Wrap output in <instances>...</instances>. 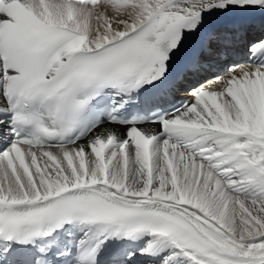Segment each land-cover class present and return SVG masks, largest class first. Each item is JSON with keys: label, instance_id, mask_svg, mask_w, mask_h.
Returning a JSON list of instances; mask_svg holds the SVG:
<instances>
[{"label": "snow or ice", "instance_id": "obj_1", "mask_svg": "<svg viewBox=\"0 0 264 264\" xmlns=\"http://www.w3.org/2000/svg\"><path fill=\"white\" fill-rule=\"evenodd\" d=\"M0 264H264V0H0Z\"/></svg>", "mask_w": 264, "mask_h": 264}]
</instances>
